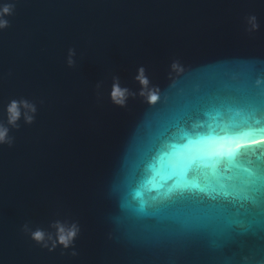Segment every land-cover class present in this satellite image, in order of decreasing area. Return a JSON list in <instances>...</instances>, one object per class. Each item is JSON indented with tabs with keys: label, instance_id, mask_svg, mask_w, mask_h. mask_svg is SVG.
Segmentation results:
<instances>
[{
	"label": "water",
	"instance_id": "95a60500",
	"mask_svg": "<svg viewBox=\"0 0 264 264\" xmlns=\"http://www.w3.org/2000/svg\"><path fill=\"white\" fill-rule=\"evenodd\" d=\"M4 2L0 115L11 99L37 111L0 146V264H264V0ZM177 128L225 154L214 173L180 177ZM57 221L79 228L67 249L25 230Z\"/></svg>",
	"mask_w": 264,
	"mask_h": 264
},
{
	"label": "clouds",
	"instance_id": "9594fccd",
	"mask_svg": "<svg viewBox=\"0 0 264 264\" xmlns=\"http://www.w3.org/2000/svg\"><path fill=\"white\" fill-rule=\"evenodd\" d=\"M13 7L10 3L0 0V31H3L9 26L7 17L11 16ZM248 30L255 31L259 28L257 18L252 15L247 18ZM75 51L69 48L66 62L69 67L75 65ZM171 73L177 75L182 74L184 69L181 64L173 61L170 65ZM136 81L141 86V95L146 98L147 103L155 105L159 101L158 90L150 87V81L146 74L143 65L136 69ZM128 89L122 87L117 77H113L109 92V97L114 104L123 107L128 98ZM36 105L27 99H11L3 107L2 115H0V146L11 145L13 138L11 131L13 128L19 127L21 120L25 124H31L35 119ZM55 235L46 233L43 229L36 228L29 230L25 226V230L29 232L30 238L35 242L42 244L44 247H50L49 250L55 249L57 246H62L65 249L71 247L78 235L79 228L75 223L65 225L63 222L57 221L54 223ZM75 254V253H73Z\"/></svg>",
	"mask_w": 264,
	"mask_h": 264
},
{
	"label": "snow or ice",
	"instance_id": "6c2138e0",
	"mask_svg": "<svg viewBox=\"0 0 264 264\" xmlns=\"http://www.w3.org/2000/svg\"><path fill=\"white\" fill-rule=\"evenodd\" d=\"M176 133L181 135V138L187 140V146L185 151L178 154V158L174 164V168L179 170V175L183 179L189 168L195 167L197 170L207 168L213 173L216 170L217 165L221 162L220 159L216 157H224V153L215 151L211 147V143L207 146V151L201 153L199 151H193L191 145L193 141L190 138V134H196L195 129L177 128ZM174 133V134H176ZM228 159L231 160L234 157L233 152L226 154ZM225 264H235V261L229 259L225 261Z\"/></svg>",
	"mask_w": 264,
	"mask_h": 264
}]
</instances>
